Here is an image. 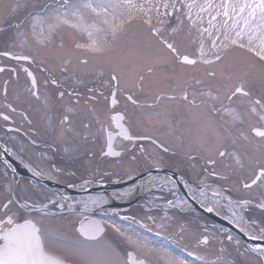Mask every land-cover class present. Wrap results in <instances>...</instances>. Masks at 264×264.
I'll return each instance as SVG.
<instances>
[{
    "label": "snow or ice",
    "instance_id": "obj_1",
    "mask_svg": "<svg viewBox=\"0 0 264 264\" xmlns=\"http://www.w3.org/2000/svg\"><path fill=\"white\" fill-rule=\"evenodd\" d=\"M26 7V0H16L10 14ZM133 18H140L149 42L141 47L124 46L113 59ZM60 26L85 35L88 42L77 43L75 47L89 53L98 64L107 60V71L97 72L101 83L99 88L87 89L91 95L82 97L73 90L74 106L52 107L48 116L50 124L60 129L62 140L67 133L85 141L89 137L103 138L101 156L121 160L127 157L130 165L139 166L142 172L131 167L124 173L129 179H136L132 172L137 177L146 175L125 193H101L86 200H78L63 191L43 195L35 185L32 196H22L9 185L4 201L0 202V264H72L71 260L48 251L46 240L50 230L45 221L56 215L52 209L72 218L70 227L86 241H104L108 229L120 238L119 243L104 242L98 253L100 258L81 264H129V261L131 264H190L166 247H150L134 230L122 228L113 220L119 215L115 208L105 207L110 201L131 196L141 189L160 188L165 183L171 186L174 197L166 200L167 207L190 208L189 201L201 207L210 203L208 212L215 211L217 215L225 212L224 219L248 239L261 242L248 248L229 229L223 230L221 239L218 232L205 226L196 236L197 250L189 253L190 256H195L201 264H264V0H142L140 3L61 0L54 10L45 7L28 12L15 25H8L24 29L15 33L14 44L15 40L27 44L31 38L41 46L52 42ZM4 30L0 26V32ZM231 52L240 55L228 59ZM0 57L36 63L35 57L10 50L0 51ZM80 63L87 65L89 61L84 59ZM19 70L28 78L27 91L40 99L35 74L23 63ZM6 71L18 74L15 67L0 66V73ZM62 71L68 73L69 69L65 67ZM8 83L5 81L3 85L5 98ZM49 83L57 87L58 98L63 101L65 91H59L61 82L53 78L45 81V86ZM82 98L83 106L80 105ZM48 103L45 98V107ZM121 104L123 110L116 112ZM4 107L16 111L11 103ZM82 111L88 113L87 122L81 120L82 129H78L74 118ZM0 116L5 122L10 120V115L4 112ZM176 117L195 126L187 132H195L206 165L201 178L195 182L179 177L188 189L186 195L179 197L175 196L177 181L152 174L153 169L164 165L161 153H168L170 148L147 131L139 130L159 125L174 131ZM218 129L227 131L228 145ZM144 142L152 147H146ZM74 150L77 149H65L68 153ZM37 169H32L34 177L48 175L39 165ZM53 170L62 171L52 165L50 171ZM69 175L75 177V173ZM105 175L110 173L89 171L79 177L78 186L68 183L67 187L87 191L94 183L102 184ZM212 178L221 183H209ZM222 183H231L234 188L221 187ZM241 191L245 195H238ZM254 211L259 215H253ZM165 218H168L167 210L161 219ZM122 219L141 223L134 217ZM147 219L155 223L153 217ZM185 231L181 225V238ZM252 253L257 254L255 262L251 259Z\"/></svg>",
    "mask_w": 264,
    "mask_h": 264
},
{
    "label": "flooded vegetation",
    "instance_id": "obj_2",
    "mask_svg": "<svg viewBox=\"0 0 264 264\" xmlns=\"http://www.w3.org/2000/svg\"><path fill=\"white\" fill-rule=\"evenodd\" d=\"M5 24V23H4ZM4 24H0L3 25ZM4 34V37L1 35ZM15 32L8 33L6 31L0 32V51H13L15 54L30 55L35 57L36 63L31 61L27 62H15L11 59L0 57V66H5L6 68L15 67L18 69V74H13L10 71L0 73V112H4L6 115H10V120L5 122L0 116V184H9L16 188L22 196H32L34 191V185L39 187L43 195H51L55 192L50 188L44 186L42 182L37 181L30 176L28 172L33 174L32 169H37L39 165L40 169H43L48 175L40 177L46 181H51L53 184H63L74 183L79 185L81 180L80 176L85 175L89 171H97L98 173H110V175H105L104 182L102 184H116L119 182L127 181L125 187L114 190L113 188L100 187V183H94L93 186L98 187L102 190L104 194H111L112 192L125 193L129 188L141 180H130L128 176L124 175L126 171H129L131 167H137V171L142 170L139 166L130 165L127 157L123 160L117 157H103L100 155L104 140L103 138L93 140L91 137L85 140H81L78 136H73L71 133H67L66 139H60V129L58 127H53L50 124L48 116L51 114L50 109L52 107H59L60 104L66 106H74L75 97L71 95L72 91L75 90L82 94V97L91 95L87 92L89 88H99V83L101 81L97 77V73L93 70L89 71V75L85 74L84 69L80 68V62L75 57L68 56L63 57L60 63H48L42 59H39L34 52L35 50L28 49L25 44L24 47L17 48L20 44L14 37ZM6 36V37H5ZM80 54L78 53L79 57ZM23 63L25 67H28L37 78V85L40 91V99H37L27 91L28 78L23 71H20V64ZM44 63V64H43ZM55 64V66H53ZM67 67L69 69L68 73L62 71L63 68ZM18 75V78H17ZM67 77V79H65ZM57 79L61 82L62 87L59 91H65V97L63 101L58 98V89L56 86L50 83L45 86V81H50V79ZM107 79V76L104 77ZM8 81V94L5 98L3 92L4 82ZM79 81H83L80 83ZM45 98L48 100V106L45 107ZM11 103L16 109L15 112L10 110H5V104ZM84 99L80 101V105L83 106ZM123 110V105L118 106L115 111L119 112ZM114 114V113H110ZM88 113L82 111L79 117L74 118L75 125L78 129H82L80 123L81 120L87 122ZM178 123L175 126L174 131H170L167 126H153L150 129H139L140 131H147L149 134L153 135L154 138H159L165 143L167 147L170 148L168 153H161L164 159V165L158 169H154V175L158 177H168L172 180L177 181V189L175 190V196L179 197L181 194H187L188 189L184 188L183 184L179 181V177H185L192 182L201 178L205 165V161L202 158L203 152L199 151L197 138L195 132L188 133L187 129L189 127L195 128L191 125L189 121H180L179 117H176ZM113 130L115 125L113 124ZM95 132V128L92 129ZM221 137L224 138V143L228 145L230 139L226 137L225 129H218ZM34 142V143H33ZM120 141L118 140L117 143ZM146 147L151 148L152 146L148 142H144ZM74 147L77 150L68 153L65 151L66 148ZM119 150V149H117ZM227 161L224 163L226 164ZM104 166H103V165ZM26 165L30 167H26ZM54 165L55 168H59L62 171L60 173H55L54 170L50 171L51 166ZM104 167V169H102ZM210 168V166H207ZM39 170V169H37ZM58 175L59 177L53 175ZM70 173H75V177L70 176ZM51 176V179L48 177ZM132 176L136 177V172H132ZM209 183L217 184L220 181L212 178ZM43 185V186H42ZM221 187L226 186L225 183L221 184ZM22 188L23 192L20 191ZM171 186L164 184L163 187L156 188L153 187L142 195H138L128 199H120L110 201L109 205L105 207L115 208L119 213L118 216H114L113 220L118 225H124V227H131L134 230L154 233L159 237H166V233L158 229H152L149 224L151 220L146 222L144 220L143 214L148 213L147 217L153 215L156 218L155 221H160V216H165V210H167V216H170L172 223L176 226L183 225L186 229L185 232H192L194 229L200 228L203 230L205 226L208 227L210 231L218 232L219 236H224L223 226L214 222L206 208L211 206L207 204L201 207L199 203L189 201L190 208H170L166 205L167 199H173V192L170 191ZM61 191L67 194V191L61 189ZM51 193V194H49ZM147 196H144L146 195ZM96 196L98 194L85 193L82 195H71L78 199L80 196ZM238 195L243 196L245 193L242 191ZM157 197H163L164 199H157ZM86 200V199H85ZM131 202L126 206H115L116 203ZM149 204V205H147ZM155 205V206H153ZM52 212H56L52 209ZM215 212V211H214ZM86 215L88 213H85ZM221 215L225 216V213L221 211ZM253 215H259L258 212L254 211ZM134 217L136 221L141 223H135L133 220H123L122 217ZM153 217V218H154ZM22 221V220H18ZM147 225V228L143 227ZM112 236H117L113 230L108 229ZM107 230V231H108ZM232 235L237 236V239L243 241L239 235L231 232ZM114 234V235H113ZM193 236V233H191ZM170 244H175V240L172 236L167 238ZM244 242V241H243ZM245 243V242H244ZM258 243V242H257ZM246 245V244H245ZM188 257L198 264L200 261L196 260L195 256H190L189 253L197 250L195 245L192 247L183 246L181 248ZM186 250V251H185ZM130 251V250H129ZM202 254V253H201ZM257 255V254H255Z\"/></svg>",
    "mask_w": 264,
    "mask_h": 264
},
{
    "label": "rangeland",
    "instance_id": "obj_3",
    "mask_svg": "<svg viewBox=\"0 0 264 264\" xmlns=\"http://www.w3.org/2000/svg\"><path fill=\"white\" fill-rule=\"evenodd\" d=\"M61 0H26L27 7L20 9L18 12H16L14 15H11V8L12 6L16 3V0H0V24H4L5 30L8 33L12 32H17V31H24V29H17L15 27L9 28L8 25L12 24L15 25L18 21L22 20L28 12H37L41 8H51V9H56L59 5ZM134 3H140L142 0H133ZM3 26V25H0ZM27 27V25L25 26ZM15 35V34H14ZM4 37V34L1 35ZM6 37V36H5ZM20 42L19 40H17ZM87 37L83 35L82 33L73 30L72 28L68 26H60L58 27L52 38V42L48 43L46 45H37L34 43V41L29 38L27 41L26 47L28 49L35 50L34 52L36 53L37 57L39 59L44 60L45 62L47 61L48 63H60L61 59L66 56V58L70 55L72 57H75L76 60L78 59H87L89 63L87 65L82 64L80 62V68L84 69L82 71H85L87 75H89V71L93 70L94 72H104L106 73L107 71V60H105L103 63H97L96 60H94L89 53H87L84 50L77 49L75 45L77 43H87ZM149 42L148 34L146 32V29L140 25V18H133L129 25H127V36L125 40L122 42V46L117 48V51L113 53V59L116 58L122 48L124 46L127 47H141L146 45ZM63 45V47H61ZM24 47L23 45H19L17 48ZM78 53L80 54L79 57ZM240 53L238 52H231L228 54V59H236L238 58ZM80 61V60H79ZM44 64V63H43ZM55 66V64H53ZM106 76V74H105ZM100 85V83H99ZM228 136V133L226 131V137ZM230 163V161H227L226 164ZM103 165V164H102ZM104 166V165H103ZM104 169V167L102 168ZM53 174V173H52ZM57 177H59L56 174H53ZM141 179V178H140ZM226 186L233 187L231 183H225ZM9 184H0V202L4 201V197L7 193V188ZM78 186V185H77ZM127 186V185H126ZM57 188H64V190H69L73 188H68L67 185L59 184ZM227 188V187H226ZM20 191L23 192L22 188ZM127 192V191H126ZM69 194L73 195H82L88 192H68ZM51 194V193H49ZM90 194V193H89ZM93 194V193H91ZM243 194V191H242ZM49 196H52L49 195ZM85 196H80L78 197L79 199H87ZM94 197V196H92ZM235 198V197H234ZM149 205V204H147ZM56 212H58L57 209H55ZM15 211V209H13ZM155 212H152L151 214L154 217ZM225 213V212H224ZM147 214H143L144 220L148 222L147 219ZM226 214V213H225ZM164 216H160V221L155 223L151 222L150 227L152 229H158L163 231V233H166V237H159L155 235L154 233H146L138 230H134L131 227H124V225L121 227L122 228H127L134 230L135 233L144 238L149 244L150 247H166L170 251H172L175 255L182 256L183 258L187 259L190 261V264H198L195 261H193L190 257L185 254V252L181 249L183 246L193 247L195 245L196 247V236L199 234L202 229L197 228L194 229L192 232H190V235L188 232H185L183 234V238H181L180 232L177 231L179 225H174L170 219V216H167L168 218L161 219ZM72 219L67 216V214H61L57 213L55 216H50L46 221L45 225L46 228H48L49 231V236L46 240V245L48 248V251L57 254L63 259H68L71 260L75 264H81L82 261H87V260H94L100 258L98 256L99 250L101 248V245L106 242V241H111L113 243H119V237L112 236L111 232L109 230L107 231V234L105 236L104 241L100 242H93V241H86L84 240L83 237L79 236L78 233H75L72 228L70 227L69 220ZM156 220V218L154 217ZM164 224L165 226L163 228L158 227L160 224ZM191 233H193V236H191ZM232 234V233H230ZM168 236H172V239L175 240V244H170L169 240L167 239ZM234 237L237 238V236L234 235ZM221 239L224 238V236L220 237ZM242 245H245L243 241H241ZM247 246V245H246ZM204 246H201V249H203ZM215 247V246H214ZM248 247V246H247ZM249 248V247H248ZM132 250V249H129ZM231 250V249H230ZM243 250V249H241ZM211 259V257H209ZM251 259L253 262H255L256 255L255 253L251 254Z\"/></svg>",
    "mask_w": 264,
    "mask_h": 264
},
{
    "label": "water",
    "instance_id": "obj_4",
    "mask_svg": "<svg viewBox=\"0 0 264 264\" xmlns=\"http://www.w3.org/2000/svg\"><path fill=\"white\" fill-rule=\"evenodd\" d=\"M153 172H154V170H152V173H153ZM144 175H146V173L142 174V175L139 176V177H140V178H143ZM28 176H30L31 178H33V179H35V180H37V181L42 182L43 185H45V186L51 188L52 190H54V191H56V192L60 191L59 188H57L59 184H53L51 181L48 182V181H46V180L43 179V178H40V177H34V175H33L32 173H29V172H28ZM139 177H136V179L139 178ZM131 180H132V179H130V180H128V181H131ZM125 183H127V181H126V182H123V183H120V184H115V185H113V186H110V185H106V186H109V187H121V186L125 185ZM68 191H69V192H97V193L100 192V190H98L97 188H95V186H94V187H89L87 191H81L80 189H69ZM129 203H131V202H129ZM129 203H128V204H129ZM126 204H127V203H124V204H115V206H116V205H118V206H120V205H126ZM208 214H209V216H210L213 220H215V222L220 223L221 225H223L224 227H226V228L229 229L230 231H233L234 233L238 234L241 238H243V240H244L248 245H250V246H255V245L257 244V242L248 239L247 236H245L243 233H241V232L239 231V229H237V228L235 227V225L232 224L228 219H224V215H221V214H220V215H217L216 212H209ZM130 263H131V261H130Z\"/></svg>",
    "mask_w": 264,
    "mask_h": 264
},
{
    "label": "bare ground",
    "instance_id": "obj_5",
    "mask_svg": "<svg viewBox=\"0 0 264 264\" xmlns=\"http://www.w3.org/2000/svg\"><path fill=\"white\" fill-rule=\"evenodd\" d=\"M154 176H155V175H154ZM90 187H93V185L90 186ZM74 189H79V187L74 188ZM148 190H149V189H147V188H145V189H141L138 193H133L131 196H126V197H124L123 199L125 200V199L131 198V197H133V196L142 195L143 193H146Z\"/></svg>",
    "mask_w": 264,
    "mask_h": 264
}]
</instances>
